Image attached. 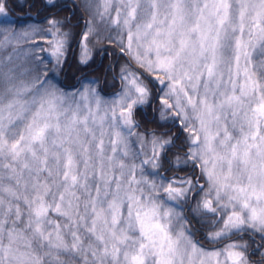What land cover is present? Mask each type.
I'll use <instances>...</instances> for the list:
<instances>
[{
	"label": "snow or ice",
	"instance_id": "obj_1",
	"mask_svg": "<svg viewBox=\"0 0 264 264\" xmlns=\"http://www.w3.org/2000/svg\"><path fill=\"white\" fill-rule=\"evenodd\" d=\"M42 7L0 0V264H264V0L74 2L80 63L129 57L108 94L49 75L72 15Z\"/></svg>",
	"mask_w": 264,
	"mask_h": 264
},
{
	"label": "trees",
	"instance_id": "obj_2",
	"mask_svg": "<svg viewBox=\"0 0 264 264\" xmlns=\"http://www.w3.org/2000/svg\"><path fill=\"white\" fill-rule=\"evenodd\" d=\"M59 8L52 9L60 16L72 15L71 31L73 33V39L70 41V48L66 53V59L62 68L58 73H49L50 76H54V80L60 86L65 88H71L78 84L83 79H101V86L104 88L105 93L115 92L119 84L117 82L115 87H112V73H107L105 70L109 65H113L116 71L119 70L121 64L128 62L129 57L122 55L119 49L115 45L108 43L101 44V47L91 48L92 59L87 65L81 64L78 60V49L80 43V33L83 30V20L81 17H86V14L79 8H73L72 4L79 3L80 0H57ZM43 0H8L10 18L13 21H35L38 22L43 19L44 15L49 13L44 12L42 7ZM38 13H42L38 15ZM46 47V45H45ZM102 49L104 51H102ZM41 56H48V53H40ZM51 64L55 63L51 60ZM133 67L135 65L133 64ZM138 71H141L137 69ZM147 75V73H145ZM105 81H107L105 83ZM159 95V93H157ZM159 107L158 102L153 105V108ZM153 108L148 109L149 118L155 117L158 122V113L153 111ZM149 127L154 126L149 124ZM191 172V169H186L181 172V175H185Z\"/></svg>",
	"mask_w": 264,
	"mask_h": 264
},
{
	"label": "rangeland",
	"instance_id": "obj_3",
	"mask_svg": "<svg viewBox=\"0 0 264 264\" xmlns=\"http://www.w3.org/2000/svg\"><path fill=\"white\" fill-rule=\"evenodd\" d=\"M40 43H44L43 41H40ZM106 43V42H105ZM93 45H90V54H91V48H92ZM24 48H29V47H34V45H29V44H25L23 45ZM94 47H101V44H97L95 45ZM42 53H47V52H42ZM121 53V52H120ZM38 55H40V53H38ZM123 55V54H122ZM78 60L80 62V47L78 49Z\"/></svg>",
	"mask_w": 264,
	"mask_h": 264
}]
</instances>
